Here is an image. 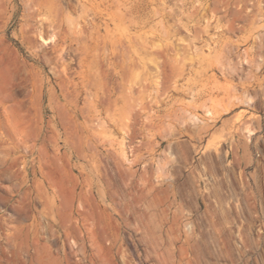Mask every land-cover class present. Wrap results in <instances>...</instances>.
Here are the masks:
<instances>
[{
	"label": "rangeland",
	"instance_id": "374dc122",
	"mask_svg": "<svg viewBox=\"0 0 264 264\" xmlns=\"http://www.w3.org/2000/svg\"><path fill=\"white\" fill-rule=\"evenodd\" d=\"M232 1L0 0V264H264V0Z\"/></svg>",
	"mask_w": 264,
	"mask_h": 264
},
{
	"label": "bare ground",
	"instance_id": "6f19581e",
	"mask_svg": "<svg viewBox=\"0 0 264 264\" xmlns=\"http://www.w3.org/2000/svg\"><path fill=\"white\" fill-rule=\"evenodd\" d=\"M222 5H223V8L226 10L225 13H233L234 15L236 14L237 16H241L242 13H244L246 11L245 10H236V11H232V5H233V1L232 0H219ZM235 5V4H234ZM197 13V12H196ZM239 19V17H238ZM235 22H236V19H234L230 24H229V27L227 29L228 32H235L236 31V26H235ZM121 67V66H120ZM109 92V91H108ZM107 104V102H106Z\"/></svg>",
	"mask_w": 264,
	"mask_h": 264
}]
</instances>
